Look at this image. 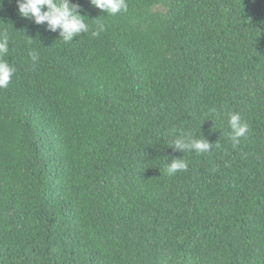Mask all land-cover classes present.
Listing matches in <instances>:
<instances>
[{
    "label": "trees",
    "instance_id": "16d2710c",
    "mask_svg": "<svg viewBox=\"0 0 264 264\" xmlns=\"http://www.w3.org/2000/svg\"><path fill=\"white\" fill-rule=\"evenodd\" d=\"M70 3L65 42L0 0V264H264V0Z\"/></svg>",
    "mask_w": 264,
    "mask_h": 264
},
{
    "label": "clouds",
    "instance_id": "9594fccd",
    "mask_svg": "<svg viewBox=\"0 0 264 264\" xmlns=\"http://www.w3.org/2000/svg\"><path fill=\"white\" fill-rule=\"evenodd\" d=\"M18 14L32 20L37 25H45L52 32H59V36L65 42H72L73 38L80 33H87L89 28L85 17L79 14V6L70 3V0H16ZM95 8L103 11L106 15H116L127 10L126 0H90ZM105 30L103 24H98L97 29L92 31L93 36H98ZM9 38L7 33H0V89L7 88L16 71L15 66L3 57L9 51ZM33 62L38 60V54L29 53ZM228 125L231 131L233 145L239 144V138L246 136L249 125L241 119L239 113L228 114ZM180 152L196 151L206 153L211 151L212 144L205 139L194 138L191 133L179 132L170 145ZM219 147V145H217ZM188 163L183 158H174L167 161V172L174 175L178 171H186Z\"/></svg>",
    "mask_w": 264,
    "mask_h": 264
}]
</instances>
